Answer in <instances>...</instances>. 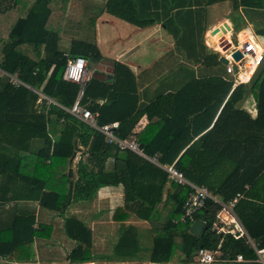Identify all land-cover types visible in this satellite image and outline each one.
<instances>
[{
    "label": "trees",
    "instance_id": "obj_1",
    "mask_svg": "<svg viewBox=\"0 0 264 264\" xmlns=\"http://www.w3.org/2000/svg\"><path fill=\"white\" fill-rule=\"evenodd\" d=\"M219 1L226 0H106L105 11L140 28L163 24L175 39V55L183 57L177 69L191 77L139 105L134 71L115 60L111 79L88 80L82 102L98 114L100 124L120 121V137L138 140L163 164L175 162L189 180L222 192L225 202L242 194L234 211L261 249L264 188L261 195L255 189L264 171V62L249 81L237 86L228 65L214 63L222 54L206 43V18L208 7ZM230 1L235 8L264 9V0ZM69 3L0 0V67L30 86H17L0 72V209L7 203L15 208L10 217L0 210V264H43L36 263L34 238L54 225L42 222L36 227L35 202L63 216L66 234L75 241L61 264H102L94 263L91 228L65 213L73 202L92 199L102 187L113 185H123L125 201L115 210V220H127L134 212L154 224L150 263L118 264H197L200 248L217 251L219 258L242 254L247 261L240 264H262L246 236L213 229L219 203L208 199L194 221L175 222L191 187L170 179L154 162L109 143L101 131L64 108L73 105L80 90L77 82L64 77L69 60L105 59L96 43L83 39L73 38L69 49L62 47ZM259 30L264 34V28ZM195 66L197 74L191 68ZM257 81L258 116L252 119L238 103L248 85ZM39 91L61 105L41 99ZM144 116L148 122L141 129ZM75 141L87 156L78 160L77 175L70 176ZM197 220L205 222L199 236L191 232ZM129 231L116 252L133 256L140 248L139 238Z\"/></svg>",
    "mask_w": 264,
    "mask_h": 264
},
{
    "label": "crops",
    "instance_id": "obj_2",
    "mask_svg": "<svg viewBox=\"0 0 264 264\" xmlns=\"http://www.w3.org/2000/svg\"><path fill=\"white\" fill-rule=\"evenodd\" d=\"M226 1L228 3L230 0ZM226 1H219L210 6H216L219 3ZM105 3L106 0L104 5ZM229 4H232V7L235 8L232 1H230ZM235 9H238V11L243 14L245 21L247 22V25L244 28H249L264 48V34H258L260 31L259 29L264 28V9H255L252 6L245 5H240L239 8ZM228 11L230 12V10ZM109 14V12L104 10L103 6L97 15L90 16L88 22L94 29H91L90 31V28H87L85 30L84 34L88 37L87 40L83 39L81 36H76L80 33L78 30V27L80 26L76 24L77 19H74L75 17H72L71 19L70 11H68L66 25L70 24L71 26H65L66 28H64L62 47L65 45L66 47L64 46L63 48L69 49L70 40L73 38L83 39L85 41L96 43L105 59L114 61V68L115 60L128 64L134 71L138 80L139 105L150 102L159 93L175 90V83H179L178 86H180L191 77V75L187 74L188 72L185 70H182L184 71L183 73L176 72L183 57L175 55V39L163 24L157 23L145 28H140L125 20L131 24L127 25V29L131 32H129V34L127 32L126 35H123L122 33L117 32L116 29L113 31L112 29L109 30ZM207 18L206 23L209 29L206 32V41L209 33L216 27H219L222 23L228 22L232 27V21L227 16L216 22L213 21L210 25ZM99 30L100 33H98ZM98 36H100L101 39H98ZM216 38L217 37L213 35L212 41H214L215 44H220L216 42ZM153 66L156 67L154 71L151 70ZM193 69L197 74L198 67L195 66ZM88 73L90 79L93 71L88 69ZM112 74L113 73H109V76L106 79H111ZM260 80L261 78H259V81ZM259 81H257L252 87L250 86V82L247 83L250 85H248L243 98L238 103V107L247 111L252 119H255L258 116ZM49 99L53 100L48 101L46 99L49 104H59L56 100L50 97ZM37 110H39V108H37ZM146 117L147 116H144L142 118V122H145V124L141 129H143L148 122ZM79 149L73 165V175L75 176L77 175L76 168L78 160L81 157L83 158L87 156V154L83 152V147L79 146ZM110 162H112V160H110L109 163ZM262 187L264 188V171L262 172L259 185L255 189L256 195L263 194L261 191ZM217 194L223 199L222 192H218ZM124 202L123 185L104 186L98 191L94 198L73 202L65 213V216H76L82 219L91 228L93 233V251L97 256L94 263H150L154 246V224L148 220L139 218L134 212L127 220H115L113 218L115 210L119 206L124 205ZM23 203L25 204L26 202ZM34 205L36 207V227L42 222L54 225L52 229L47 230L46 233H44V236H36L34 238L37 256L36 263L61 264L66 261L68 252L75 246V241L66 234L63 216L41 207L38 202H35ZM14 209V203H7L6 206L2 207L0 210L10 217V214L15 211ZM48 214H52L50 219L48 218ZM47 219L49 221H47ZM129 228L130 231L128 230ZM128 231L131 233L136 232L137 237L139 238L140 248L133 256H127L116 252V247L119 244L120 238ZM16 264H31V262L16 261Z\"/></svg>",
    "mask_w": 264,
    "mask_h": 264
},
{
    "label": "built area",
    "instance_id": "obj_3",
    "mask_svg": "<svg viewBox=\"0 0 264 264\" xmlns=\"http://www.w3.org/2000/svg\"><path fill=\"white\" fill-rule=\"evenodd\" d=\"M231 30H228L229 33ZM223 33L224 32H221V34ZM229 33L227 36L228 47L226 50L223 51L217 47L215 50L220 51L221 54L229 59V62L227 63V71L229 73L235 74L234 86H237L243 82L249 81L257 67L264 62V48L249 28L240 29L235 36V41L230 38ZM221 34H219V32L213 33L212 31L206 41L207 44L210 47L212 45L216 46V44L212 41V36L217 35L219 37ZM216 42L218 43L217 38ZM236 51H240L242 53V57L238 60L234 57V53ZM0 72L1 75L9 77L10 81L17 86L24 84V82L16 75L9 74L1 67ZM64 77L65 79L77 82L80 85L78 96L73 105L71 107L64 106L67 111L79 119L85 121L90 126L101 131L109 143H115L120 149L131 150L138 155L154 162L169 174L170 179L180 184H188L191 187L189 196L183 206L182 213L178 219H174L175 222L180 221L186 223L189 221H194L195 214L206 205L207 200L213 199L215 202L221 205V210L217 214V219L214 222L213 229L218 233L230 232L235 237L246 236L258 253L257 261L264 264V248L259 249L257 247V244L250 238L245 226L234 211V206L242 194L238 193L231 201L227 203L218 194L213 193L207 186L199 185L190 181L185 176V173L176 166L175 162L168 165L163 164L159 161L157 156H150L147 154L138 140H129L120 137L117 134L120 121H112L109 123L100 124L98 122V114L92 112L88 105L82 102L84 89L89 80L87 58L83 56H75L71 58L66 66ZM39 94L41 95V99L53 101L49 99V97L43 92L39 91ZM217 253V251L207 248H200L197 252V264H240L241 262L247 261L242 254H239L236 258L229 259L219 258L217 257Z\"/></svg>",
    "mask_w": 264,
    "mask_h": 264
},
{
    "label": "rangeland",
    "instance_id": "obj_4",
    "mask_svg": "<svg viewBox=\"0 0 264 264\" xmlns=\"http://www.w3.org/2000/svg\"><path fill=\"white\" fill-rule=\"evenodd\" d=\"M104 2H105V0H70L69 11H70L71 19H72V17L73 18L75 17L74 19H77L76 24L78 26H80V27H78V30L80 31V33L76 36H81L83 39L88 40V37H86L84 34L85 30L87 28H90V31H91V29H94V28H92L93 26L88 22V20H89L91 15H97L101 11V9L104 6ZM229 3H230V1L228 3L226 1V2H221L216 6L215 5L209 6V12H208V18H207V20H209V25L212 24L213 21L216 22L219 19L225 18V16H227L232 21V30L230 31V33H229V31L224 32L223 34L219 35V37L217 35H215L217 37L218 43H220L221 45L220 44H216V46L212 45L211 46L212 50H215V48L217 47V48L223 49V51H225L226 48L228 47V40H227L228 33H229L230 38L233 41H235V36H236L237 32L247 25V22L245 21L243 14L240 11H238V9L233 8L232 4H229ZM228 10H230V12ZM102 20H103V18H102ZM109 20H110L109 30L112 29V31H113L116 29L117 32L122 33L123 35H126L127 32H128V34H129V32H131L129 29H127V25H131V24L126 22L125 20H123L119 17H116L112 14H109ZM65 26L67 27V26H71V25L70 24L66 25V22H65ZM130 27H132V26H130ZM98 33H100V30L98 31ZM210 33L208 36H210ZM104 36H106V35H104ZM97 38L101 39L100 36H98ZM208 43H210V42H208ZM213 43H215V42L213 41ZM261 67L262 66H260V68H258V69L260 70ZM191 68L193 69V67H191ZM178 70L179 69H177V71H176L177 73H183L184 72V71H180V70L178 71ZM9 74H12V73H9ZM187 74H189V73H187ZM12 75H16L18 77V75L16 73L12 74ZM20 80H22V79H20ZM178 84L179 83H175L174 86L176 88H178ZM21 85L29 86L25 82H24V84H21ZM48 216H49L48 218L50 219L52 217V214H48ZM47 221H49V220L47 219ZM60 238H62V237H60ZM24 263H27V262H24Z\"/></svg>",
    "mask_w": 264,
    "mask_h": 264
},
{
    "label": "water",
    "instance_id": "obj_5",
    "mask_svg": "<svg viewBox=\"0 0 264 264\" xmlns=\"http://www.w3.org/2000/svg\"><path fill=\"white\" fill-rule=\"evenodd\" d=\"M228 30H231V25L228 22H224L219 27H216L215 29H213V33L219 32V34H221V32H227ZM234 57L238 60L242 57V53L240 51H236L234 53ZM220 62L227 64L229 62V59L226 56L222 55L218 60L214 61L215 64L220 63ZM88 69L93 71L92 73L93 77L100 78V79H106L109 76V73L115 72L114 61L110 59H103L99 61L96 58H88ZM75 148H76V151L70 158V162H69V175L70 176H73L74 174V171H73L74 170L73 169L74 159L79 150L77 141H75ZM204 226H205V222L201 220H197L191 226V232L199 236L202 233Z\"/></svg>",
    "mask_w": 264,
    "mask_h": 264
}]
</instances>
